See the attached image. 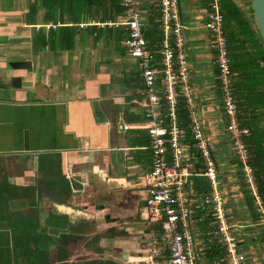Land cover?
<instances>
[{
    "label": "crops",
    "instance_id": "1",
    "mask_svg": "<svg viewBox=\"0 0 264 264\" xmlns=\"http://www.w3.org/2000/svg\"><path fill=\"white\" fill-rule=\"evenodd\" d=\"M235 1L249 13V0ZM209 3L179 0L194 99L210 128L245 264H264V226L226 129L205 27ZM137 6L157 50L159 0ZM124 19L122 0H0V264L15 263L23 246L35 264H167L168 251L147 262L152 236L165 230L148 220L140 184L152 151L141 67L126 43ZM179 120L197 262L224 264L225 246L212 234L214 216L203 201L210 191L205 162L189 119Z\"/></svg>",
    "mask_w": 264,
    "mask_h": 264
},
{
    "label": "built area",
    "instance_id": "2",
    "mask_svg": "<svg viewBox=\"0 0 264 264\" xmlns=\"http://www.w3.org/2000/svg\"><path fill=\"white\" fill-rule=\"evenodd\" d=\"M122 3L126 10L123 23L128 29L126 43L131 56L139 62L145 86V98L141 104L152 151L151 169L140 177V184L145 191L148 220L161 224L165 230L160 239L152 236L147 262H154L164 251H168L167 264H198L196 240L191 228L190 196L185 189L191 168L185 161L183 128L179 120L180 111L184 109L188 114L193 147L204 159L203 174L209 179L210 191L203 201L214 216L212 234L225 246L224 264H245L247 256L240 247L230 218L227 198L210 148V138L196 108L179 0H159L162 39L157 50L149 46L145 37L137 0H122ZM206 15L205 27L219 74L226 129L234 155L243 170L246 188L256 206L259 222L264 226V195L251 163L250 148L244 140L251 128L240 125L234 97L235 80L224 29L222 0H210ZM56 25L50 23L47 27ZM86 25L81 23L80 27ZM122 149L127 153L129 148Z\"/></svg>",
    "mask_w": 264,
    "mask_h": 264
},
{
    "label": "trees",
    "instance_id": "3",
    "mask_svg": "<svg viewBox=\"0 0 264 264\" xmlns=\"http://www.w3.org/2000/svg\"><path fill=\"white\" fill-rule=\"evenodd\" d=\"M248 5L249 13L235 0H222L233 75L241 73V78L234 81L240 125L251 128L244 140L250 148L251 163L264 195V42L253 26L251 0ZM187 115L184 109L180 111L184 123H188ZM195 151L194 148L191 150L192 153ZM197 155L200 158V154Z\"/></svg>",
    "mask_w": 264,
    "mask_h": 264
},
{
    "label": "water",
    "instance_id": "4",
    "mask_svg": "<svg viewBox=\"0 0 264 264\" xmlns=\"http://www.w3.org/2000/svg\"><path fill=\"white\" fill-rule=\"evenodd\" d=\"M251 6L254 12L253 26L256 28L257 34L263 39V42H264V0H251ZM11 65H14V66L24 65L25 66L26 64L25 62H12ZM198 116H199V111H198ZM199 118L201 119L200 116ZM205 130H206V134L210 138V128L207 123L205 125Z\"/></svg>",
    "mask_w": 264,
    "mask_h": 264
},
{
    "label": "flooded vegetation",
    "instance_id": "5",
    "mask_svg": "<svg viewBox=\"0 0 264 264\" xmlns=\"http://www.w3.org/2000/svg\"><path fill=\"white\" fill-rule=\"evenodd\" d=\"M1 223H3V221L0 222V224ZM34 241L35 240H31V243L33 244ZM33 256H34L33 251L29 252V250L23 246L22 251L21 250L20 251L16 250V261L13 264H35V262L32 261L33 260Z\"/></svg>",
    "mask_w": 264,
    "mask_h": 264
},
{
    "label": "rangeland",
    "instance_id": "6",
    "mask_svg": "<svg viewBox=\"0 0 264 264\" xmlns=\"http://www.w3.org/2000/svg\"><path fill=\"white\" fill-rule=\"evenodd\" d=\"M249 12H250V10H249ZM240 74H241L240 72H239V74L238 73L234 74V80H239L241 78V75Z\"/></svg>",
    "mask_w": 264,
    "mask_h": 264
}]
</instances>
